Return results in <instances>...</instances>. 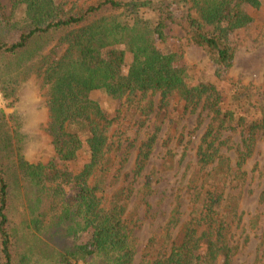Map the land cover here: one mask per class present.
Instances as JSON below:
<instances>
[{"label": "trees", "instance_id": "obj_1", "mask_svg": "<svg viewBox=\"0 0 264 264\" xmlns=\"http://www.w3.org/2000/svg\"><path fill=\"white\" fill-rule=\"evenodd\" d=\"M262 10L264 0H89L74 8L57 0H10L8 13L0 5L1 97L14 108L25 83L41 77L54 154L47 163L30 162L22 125L0 109V264H135L127 205L120 196H104L113 118L98 96L116 103L148 93L206 109L212 125L197 148L196 172L222 186L189 183L197 214L145 264H231L236 247L221 208L236 213L239 196L227 192L226 181L236 180L256 136L264 135V84L224 79L237 35ZM165 20L206 51L211 79H194L179 53L161 50ZM59 45V57L48 56ZM227 127L239 137L237 168L219 145L230 138ZM261 176L264 197V167Z\"/></svg>", "mask_w": 264, "mask_h": 264}, {"label": "rangeland", "instance_id": "obj_2", "mask_svg": "<svg viewBox=\"0 0 264 264\" xmlns=\"http://www.w3.org/2000/svg\"><path fill=\"white\" fill-rule=\"evenodd\" d=\"M57 1L65 8H74L89 0ZM0 5L9 12L10 0H0ZM164 35L165 41L159 44L161 50L179 53L181 63L194 79L212 77L215 70L206 51L193 44L177 22L165 20ZM236 41L235 57L225 83L264 84V10L257 14L252 27L239 32ZM63 49L54 46L48 56L56 59ZM43 92L41 77L36 74L19 91L14 108L7 107L0 94V109L15 115L22 125L27 138L26 157L34 163H47L54 156L45 133L48 114ZM98 99L113 118L108 134L114 152L105 176L104 196L110 201L120 196L119 202L127 205L126 219L136 248L135 264H145L164 252L179 235L181 223L197 214L200 203H195V192L188 187L189 183L195 180L193 185L197 187H209L211 182L222 186V181H210L196 172V151L204 143L210 117L202 104L186 106L175 96L163 103L159 93L135 97L131 102L124 99L110 103L104 95ZM226 135L230 138L219 145L227 150L231 166L236 167L239 137L230 129ZM141 163L143 167L138 169ZM263 167L264 135L259 133L255 151L241 166L236 180L226 181L227 192L239 196L236 213L221 208L227 214L224 219L229 223V244L236 247L231 264H264V197L260 196ZM42 240L53 243L57 239L43 236Z\"/></svg>", "mask_w": 264, "mask_h": 264}]
</instances>
